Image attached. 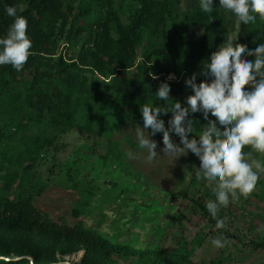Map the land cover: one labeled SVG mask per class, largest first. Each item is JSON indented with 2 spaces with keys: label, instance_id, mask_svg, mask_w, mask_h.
<instances>
[{
  "label": "trees",
  "instance_id": "trees-1",
  "mask_svg": "<svg viewBox=\"0 0 264 264\" xmlns=\"http://www.w3.org/2000/svg\"><path fill=\"white\" fill-rule=\"evenodd\" d=\"M182 1L0 0V37L13 21L6 7L23 5L33 53L20 71L0 65V264H69L66 256L81 250L72 264H221V257L205 263L200 256L228 213L220 208L213 218L208 202L196 200L184 214L187 207L171 203L173 192L131 163L134 136H116L127 123L142 127V104L167 105L155 94L163 81L171 84L169 103H186L193 94L186 78L210 81L205 62L237 27L234 43H264L259 16L244 25L219 0L212 13L199 0L188 8ZM172 115L162 113L166 127ZM190 116V136L214 119ZM76 129L81 144L59 169L78 195L70 222L36 205L46 182L34 188L25 181L46 149ZM172 139L180 137L173 132ZM153 232L157 242L149 241Z\"/></svg>",
  "mask_w": 264,
  "mask_h": 264
},
{
  "label": "clouds",
  "instance_id": "clouds-1",
  "mask_svg": "<svg viewBox=\"0 0 264 264\" xmlns=\"http://www.w3.org/2000/svg\"><path fill=\"white\" fill-rule=\"evenodd\" d=\"M200 9L212 13L216 0H199ZM219 6L234 14L244 25L253 24L257 16L264 20V0H219ZM23 5H9L5 11L13 18L6 36L0 37V65L10 64L20 71L32 53V40L28 35V20ZM229 35L205 62V69L212 79L197 82L196 74L187 77L186 85L193 89L186 103L171 100V84L160 83L155 92L167 105L142 104V127H135L136 140L146 159L153 161L160 152L152 137L163 133V153L173 159L187 155L189 151L200 159L197 177L206 179L213 189L214 201L207 203L208 214L217 218L218 210L241 196L248 197L256 187L264 162L247 159L243 151L250 145L264 153V43L248 48ZM247 56L253 59H245ZM172 78V77H170ZM250 86V87H246ZM173 113L166 127L162 113ZM202 112L208 119L201 134L194 133L196 120L190 113ZM180 137L177 143L172 133ZM135 155V154H131ZM217 226L226 227L223 218H217ZM226 241L214 238L212 244L223 247Z\"/></svg>",
  "mask_w": 264,
  "mask_h": 264
},
{
  "label": "rangeland",
  "instance_id": "rangeland-1",
  "mask_svg": "<svg viewBox=\"0 0 264 264\" xmlns=\"http://www.w3.org/2000/svg\"><path fill=\"white\" fill-rule=\"evenodd\" d=\"M190 5L191 0L182 1L184 8H188ZM231 35L237 37L238 27ZM67 52L72 54L70 49H67ZM168 77H174V74L172 73ZM135 127V125L127 123L116 136L124 138L127 133H131L136 140ZM79 134L76 129L48 147L38 167L32 170L29 180L25 181L28 187L34 188L46 182L42 191L36 195V205L48 211L53 217L65 216L70 222L75 220L72 208L78 195L76 191L68 187L70 185L65 182V176L60 173L59 169L72 147L81 144ZM152 138L157 141V150L161 155L158 154L155 160L148 161L146 153L135 148V156L131 159V163L140 171L147 173L156 185L166 191L173 192L174 195L170 201L180 204L183 209L187 207L183 210L184 214L191 212L190 207L196 200L199 202L214 201L215 196L209 182L202 176L197 177V170L201 163L199 157L189 151L187 155L173 159L164 155L163 140ZM174 141L179 143L180 139ZM83 150L85 151L84 148ZM247 159L264 162L262 154L257 151L248 152ZM221 208L229 215V219L226 218L228 219L226 225L228 231L213 226L209 237L212 240L220 238L226 243L223 247H216L211 243L210 247L201 254L200 260L206 263L215 259L219 262L221 257V264H264V246L255 244V242H264V171L259 172L256 187L248 197L241 196L238 200L230 202L227 207ZM206 229L209 230V227ZM158 240L159 236L156 234L154 237L151 236L149 241L157 242ZM243 241L247 242L244 244ZM81 257L82 254L76 252L66 256V259L74 262L80 261Z\"/></svg>",
  "mask_w": 264,
  "mask_h": 264
},
{
  "label": "water",
  "instance_id": "water-1",
  "mask_svg": "<svg viewBox=\"0 0 264 264\" xmlns=\"http://www.w3.org/2000/svg\"><path fill=\"white\" fill-rule=\"evenodd\" d=\"M83 253H84V251L82 252V255H83ZM66 263L72 264V263H71L70 261H68V260L66 261Z\"/></svg>",
  "mask_w": 264,
  "mask_h": 264
},
{
  "label": "bare ground",
  "instance_id": "bare-ground-1",
  "mask_svg": "<svg viewBox=\"0 0 264 264\" xmlns=\"http://www.w3.org/2000/svg\"><path fill=\"white\" fill-rule=\"evenodd\" d=\"M82 252H83L82 250H81V251H79V253H80V254H82Z\"/></svg>",
  "mask_w": 264,
  "mask_h": 264
},
{
  "label": "built area",
  "instance_id": "built-area-1",
  "mask_svg": "<svg viewBox=\"0 0 264 264\" xmlns=\"http://www.w3.org/2000/svg\"><path fill=\"white\" fill-rule=\"evenodd\" d=\"M174 77H175V74H174Z\"/></svg>",
  "mask_w": 264,
  "mask_h": 264
}]
</instances>
